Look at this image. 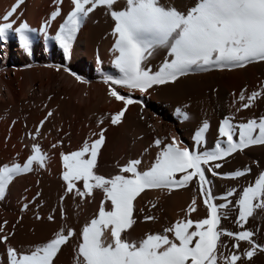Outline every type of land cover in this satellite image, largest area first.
<instances>
[{"label": "bare ground", "instance_id": "obj_1", "mask_svg": "<svg viewBox=\"0 0 264 264\" xmlns=\"http://www.w3.org/2000/svg\"><path fill=\"white\" fill-rule=\"evenodd\" d=\"M196 2L161 0L162 4L175 5L183 12L194 7ZM14 3L15 0H0V17L11 10ZM123 4L124 0H118L116 8ZM55 7L53 0H23L18 6L12 17L16 22L14 27L25 22L36 30L29 33V53L19 47L14 32L10 31L6 40L0 41V166L12 162L22 164L33 143L47 154L44 168L33 164L31 172L13 178L4 197L0 198V223H4L0 235L12 233L7 236L6 243H0V264H8L7 247L28 254L34 246L47 242L57 231L63 229L66 232L67 228L73 229L74 236L61 246L54 259L55 264H74L79 233L97 212L102 193L94 190L93 196L83 201L72 193H65L66 185L60 178L63 171L60 154L78 150L85 140L90 143L97 138L94 134H98L101 128L105 130V141L98 153L95 172L110 177L118 174V166L130 159L142 161L138 166L141 171L150 167L159 151L154 140L159 139L163 145L176 137L180 141L178 147L191 149L195 146L192 135L204 120L209 122L210 128L201 151L215 147L219 121L225 117L237 125L264 116V98L258 97L247 109L241 108L239 99L241 89L251 93L264 83V61H257L243 68L190 71L173 83L153 86L143 95L132 90L131 98L140 100L143 107L136 103L129 105L121 123L111 125L110 114L123 106L122 102L107 96L109 85L103 82L105 76L119 78L118 70L111 63L114 59L111 51L114 22L104 7H97L82 22L73 40L70 58L65 60L55 42L44 39L39 33L41 23L47 20ZM60 9V15L47 26L49 37L55 34L70 10V0H62ZM166 58V50L157 49L145 66L155 72ZM65 67L86 83H80L66 73ZM111 86L120 94L129 95L128 89ZM180 112L189 118L182 119ZM41 120L44 124L40 125L37 133L36 127ZM32 135L35 140L31 139ZM253 161L261 163V167L254 168ZM214 163L221 164L219 169H214L218 175L213 176L206 171L212 194L222 197L227 190L235 188L236 192L229 197L232 207L228 217L238 214L235 199L239 192L253 183L260 171H264V145H251L223 161L210 162V165ZM245 166L250 171L242 177L231 179L223 175L243 170ZM179 175L177 173L175 178L178 179ZM77 186L83 187L81 182H77ZM62 195L63 201L60 200ZM193 196H196V211L186 216L185 210ZM214 202L223 201L217 199ZM133 204L135 223L129 238L135 240L143 238L146 233H161L164 227L181 219L196 221L206 216L198 185L193 182L171 191L145 189ZM50 215L51 220L48 219ZM145 215L155 219L145 221ZM220 226L227 230L226 219L221 220ZM253 239L264 245V215L256 224ZM221 240L226 245L221 251L231 253L232 241L227 236H222ZM247 247H239V251L242 253ZM251 264H264V252L257 251L251 258Z\"/></svg>", "mask_w": 264, "mask_h": 264}, {"label": "snow or ice", "instance_id": "obj_2", "mask_svg": "<svg viewBox=\"0 0 264 264\" xmlns=\"http://www.w3.org/2000/svg\"><path fill=\"white\" fill-rule=\"evenodd\" d=\"M22 2L15 0L11 10L0 17V41H5L10 31L14 32L19 47L29 53V33L36 30L25 22L14 27L16 22L12 19ZM61 2L53 0L55 10L41 23L39 33L44 39L55 42L65 60L70 58L73 40L82 22L97 7H104L114 22L111 28L114 59L111 63L118 70L119 78L105 76L103 80L109 85L107 96L123 105L110 114L109 123L113 126L121 123L129 105L136 103L143 107L140 100L131 98L132 90L143 95L153 86L173 83L190 71L243 68L252 62L264 61V0H197L195 6L186 12L175 5L162 4L161 0H124L119 9L116 8L118 0H70V10L64 15L55 34L49 37L47 26L60 15ZM157 49H165L167 58L157 71L152 72L145 62ZM63 70L78 82L86 83L79 75L70 72L68 67ZM111 85L128 89L129 95L120 94ZM258 97L264 98V83L251 93L241 89V108L251 107ZM179 114L184 120L189 118L186 113ZM43 124L44 120H41L36 127L37 133ZM209 128L207 120L201 122L192 135L195 146L191 149L178 147L180 141L176 137L171 138V143L163 145L159 139L154 140L159 151L150 167L141 171L138 166L142 161L130 159L118 166V174L110 177L95 172L98 153L105 141L104 128L94 134L97 138L90 143L85 140L78 150L60 154L63 169L60 178L66 185L65 193H72L82 201L86 197L91 198L94 190L102 193L97 212L79 233V242L74 249V264H244L245 261L251 264V258L257 251L264 252V245L253 239L254 231L245 227L249 218L264 215V171L259 172L253 183L243 187L235 199L238 213L235 223L241 229L236 232L220 226L221 220L229 215V208L232 207L229 197L236 189L232 188L222 197H216L206 177V171L216 176L218 173L214 169L221 167L220 163L210 165V162L223 161L251 145H264V116L237 125L225 117L219 121L215 147L201 151ZM31 139L35 140V136L32 135ZM46 160L47 154L33 143L30 154L22 164L12 162L0 166V198L4 197L14 177L31 172L33 164L44 168ZM249 171L245 166L243 170L237 169L223 175L236 179ZM177 173L180 174L178 179L175 178ZM77 182H81L83 187H78ZM189 182L198 185L199 197L206 209L204 218L196 221L181 219L164 227L161 233H146L139 240L129 238L130 229L135 223L133 201L137 196L145 189L171 191L186 187ZM217 199L223 202L215 203ZM60 200H64L63 195ZM194 211L196 196H193L185 215ZM36 219L40 217L36 216ZM48 219L51 220L52 216ZM143 219L151 221L155 218L145 215ZM3 230L4 223H0V232ZM7 236L0 235V243H6ZM73 236L72 228H67L66 232L62 229L47 242L34 246L28 254L18 253L9 246L6 249L8 264H55L54 258L61 246ZM222 236L232 241L231 253L221 251L226 246L221 240ZM240 242L248 245L242 253L239 251Z\"/></svg>", "mask_w": 264, "mask_h": 264}, {"label": "rangeland", "instance_id": "obj_3", "mask_svg": "<svg viewBox=\"0 0 264 264\" xmlns=\"http://www.w3.org/2000/svg\"><path fill=\"white\" fill-rule=\"evenodd\" d=\"M260 167H261V163H259V164L254 163V168H260ZM235 216H236V214H231V216L226 219L228 231L236 232V231L241 230L237 227V225L235 223ZM256 217H255V219L249 218V222L246 223L245 227H247L249 230L254 231L258 220L261 219L263 217V215H257ZM246 245H247L246 242H240L239 247H244Z\"/></svg>", "mask_w": 264, "mask_h": 264}]
</instances>
